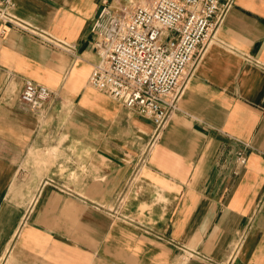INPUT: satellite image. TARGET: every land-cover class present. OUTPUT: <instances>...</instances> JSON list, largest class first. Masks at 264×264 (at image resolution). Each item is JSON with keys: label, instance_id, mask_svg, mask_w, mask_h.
<instances>
[{"label": "crops", "instance_id": "1", "mask_svg": "<svg viewBox=\"0 0 264 264\" xmlns=\"http://www.w3.org/2000/svg\"><path fill=\"white\" fill-rule=\"evenodd\" d=\"M13 1L45 39L0 22V264H264V0H231L157 135L89 85L103 0Z\"/></svg>", "mask_w": 264, "mask_h": 264}, {"label": "built area", "instance_id": "2", "mask_svg": "<svg viewBox=\"0 0 264 264\" xmlns=\"http://www.w3.org/2000/svg\"><path fill=\"white\" fill-rule=\"evenodd\" d=\"M230 6L231 0H103L90 28L97 60L89 85L150 119L157 135ZM14 7L13 0H0V22L45 39ZM54 95L26 79L19 102L43 117ZM235 158L244 165L245 150Z\"/></svg>", "mask_w": 264, "mask_h": 264}, {"label": "rangeland", "instance_id": "3", "mask_svg": "<svg viewBox=\"0 0 264 264\" xmlns=\"http://www.w3.org/2000/svg\"><path fill=\"white\" fill-rule=\"evenodd\" d=\"M127 1H129V0H127ZM137 3H139L141 0H135ZM29 200H30V198H29Z\"/></svg>", "mask_w": 264, "mask_h": 264}]
</instances>
